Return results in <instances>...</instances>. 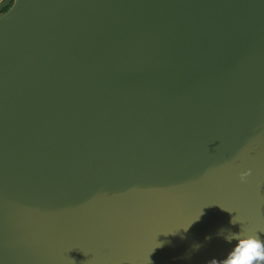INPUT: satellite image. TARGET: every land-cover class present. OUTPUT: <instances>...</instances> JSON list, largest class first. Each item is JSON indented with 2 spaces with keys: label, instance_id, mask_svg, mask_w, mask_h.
Masks as SVG:
<instances>
[{
  "label": "water",
  "instance_id": "obj_1",
  "mask_svg": "<svg viewBox=\"0 0 264 264\" xmlns=\"http://www.w3.org/2000/svg\"><path fill=\"white\" fill-rule=\"evenodd\" d=\"M235 213L264 239V0L0 1V264H222Z\"/></svg>",
  "mask_w": 264,
  "mask_h": 264
},
{
  "label": "clouds",
  "instance_id": "obj_2",
  "mask_svg": "<svg viewBox=\"0 0 264 264\" xmlns=\"http://www.w3.org/2000/svg\"><path fill=\"white\" fill-rule=\"evenodd\" d=\"M201 216L202 214L192 220L191 223H188L186 227H181L174 232L165 234L179 235L181 240H185L187 239L185 233L190 230L193 224L200 220ZM229 223L232 225L239 223V230L233 231L221 226L215 232V236L222 238L225 244L229 246L222 258V264H264V239H261L252 227L246 226L245 219L237 213L231 216ZM180 229H183V231L180 232ZM203 239L204 241H211L213 234H206ZM166 243L171 244V241H157L150 253L155 251L156 248L163 247ZM202 246V241H191L189 250L184 253L182 258H190L192 252L198 251ZM147 264H153L150 255L148 256Z\"/></svg>",
  "mask_w": 264,
  "mask_h": 264
},
{
  "label": "rangeland",
  "instance_id": "obj_3",
  "mask_svg": "<svg viewBox=\"0 0 264 264\" xmlns=\"http://www.w3.org/2000/svg\"><path fill=\"white\" fill-rule=\"evenodd\" d=\"M1 2H6V1H8V0H0ZM9 2L10 3H12L13 2V0H12V2H11V0H9ZM3 11V10H2Z\"/></svg>",
  "mask_w": 264,
  "mask_h": 264
},
{
  "label": "flooded vegetation",
  "instance_id": "obj_4",
  "mask_svg": "<svg viewBox=\"0 0 264 264\" xmlns=\"http://www.w3.org/2000/svg\"><path fill=\"white\" fill-rule=\"evenodd\" d=\"M12 2V1H11ZM11 4V3H10ZM8 7V6H7ZM7 7H4L3 10L7 9Z\"/></svg>",
  "mask_w": 264,
  "mask_h": 264
}]
</instances>
